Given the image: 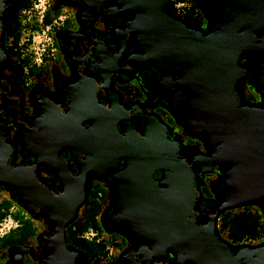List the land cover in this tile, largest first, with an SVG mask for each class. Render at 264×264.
Here are the masks:
<instances>
[{
	"label": "flooded vegetation",
	"instance_id": "af4514ba",
	"mask_svg": "<svg viewBox=\"0 0 264 264\" xmlns=\"http://www.w3.org/2000/svg\"><path fill=\"white\" fill-rule=\"evenodd\" d=\"M164 1L167 16L177 20L188 30L201 35L207 33L211 13L206 20V14L200 10V23L192 24L186 22L176 11L169 9L166 0ZM189 1L193 3L192 0ZM115 2L117 0L54 1V7L60 8V12H64L67 19H73L74 23L70 27L62 26L52 32V40L55 43L52 54H56L58 60L56 64H52L46 58L42 60L38 68L42 66L48 68L44 76L37 71L36 66L28 64L24 67L13 59L6 50L7 39L3 40L6 55L0 59V154L5 158L8 169H22L34 180L35 184L31 187L43 194L47 193L50 197L61 192L62 185L57 178L59 176L75 179L77 191L80 192L81 198L83 197L81 205L86 200L89 190L93 186L99 187L105 198L102 214L98 218L99 225L104 233L118 234L122 237V249L114 258L97 262V258L90 254L68 247L63 233L62 244H57L58 252L54 255L51 247L58 234L54 232L53 226L43 219V211L38 209L35 213H30L22 204L16 202L13 191L0 183V191L40 226L34 240H29L27 245L1 250L0 264H179L175 262L174 252L169 250H166L161 259H154L148 252V246L139 242L127 224L115 217V209L138 205L132 201L135 197L127 198L126 191H121V202H118L115 196L117 186L123 190L126 184L127 177L124 172L128 166L127 162L114 153L112 156V151L115 150H110L111 154L106 156L107 163L102 164V167H99L101 164L98 165L100 160H96L101 157L100 153L106 154L107 145L120 141L119 136L124 127L135 136H140L143 122L147 126L155 125L162 129L166 140L176 144L177 159L182 160L191 171V186L198 193L192 207L196 214L193 219L194 225L200 227L214 214H218L217 207L221 195L215 192V186L221 182L223 170L218 165L217 168H212V172L220 173L215 183L216 173L202 174L197 165L191 164L192 161L205 158L211 151L205 137L192 133L186 122L175 115L176 111L180 113L179 108L183 105L185 95L176 90L172 82L160 90L157 89L160 75L150 61H146L144 65L139 63L140 67L131 65V69L127 71L128 58L136 62L141 52L134 45L133 37L128 34L121 37L119 34L131 21V16L125 12L116 13ZM67 9L71 12H67ZM103 56L108 59V64L100 61ZM109 64L110 66L113 64V69L120 74H114L112 69L105 72L104 67ZM239 66L245 69L244 80L240 85L234 86L240 105L258 107L264 98V90L253 86L255 63L252 58L247 59L244 56L240 58ZM96 68L105 73V76L97 74ZM29 69L32 70L33 76L28 78ZM169 79L174 81L176 76L170 73ZM82 87L84 91L79 93L78 90ZM246 89L250 94L247 98L244 96ZM91 109L104 112L112 109L115 112L117 121L113 122V125L111 122L109 126L110 128L113 126V134L117 137L110 138V132L105 134L100 132L103 135L100 137L99 131L103 126L98 119V122L89 129L90 114L94 113ZM41 122H44L43 128L39 126L40 134L35 136L34 140L33 136L37 133L35 125ZM52 127L56 136L54 142L59 140L62 142L61 139L65 142L59 143L54 157L49 159L41 157L42 163L40 160L35 161L38 156L35 157L36 154L31 152L37 153L36 146L49 141L47 135L51 133ZM70 142L74 145L71 147L75 148L69 151L62 144L69 147ZM96 145H100L96 155L84 150L85 146ZM94 163L98 166L92 169L93 166L90 164ZM159 179L160 172L155 170L151 175V182ZM208 186L209 190L203 194L201 189ZM158 188L160 186L156 185V189ZM212 190L218 201H215ZM217 221L216 218L214 227L216 234ZM14 223L13 228L19 225L15 221ZM217 237L219 238L218 235ZM80 239L92 242L95 236L82 234ZM139 250L141 255L137 254ZM146 253L149 256H146ZM180 264L191 263L184 261Z\"/></svg>",
	"mask_w": 264,
	"mask_h": 264
},
{
	"label": "water",
	"instance_id": "95a60500",
	"mask_svg": "<svg viewBox=\"0 0 264 264\" xmlns=\"http://www.w3.org/2000/svg\"><path fill=\"white\" fill-rule=\"evenodd\" d=\"M12 1L0 0V13ZM192 1L200 6V10L203 5L207 6L216 29L213 25L204 35L188 30L166 15L164 0H117L122 7L132 10L133 17L127 29L142 43L141 47L147 54H153L155 48L169 53L173 47L178 56L170 61V65H175L178 71L179 80L176 82L180 88L176 90H183L187 95L184 105L179 108L180 116L189 122L193 131H206L212 142L211 156L200 163V173L212 175L217 172H212L213 167H223L217 213L249 204L264 210V98L258 107L241 106L234 91V86L244 80L245 69L239 66V60L244 56L247 59L251 57L255 63L253 86L264 90V0ZM178 34L184 37V43ZM3 40L0 25V59L6 55ZM178 43L185 45V52L188 50L184 58L175 47ZM156 60L161 64L158 65L160 69L167 64L161 57H156ZM169 74L166 72L165 76ZM148 127L159 131L155 143L152 142L157 149L150 150V138L145 137L143 142L137 143L138 147L142 143V150L132 152V166L125 170L135 173L131 176L138 179L132 200L138 205L115 209L120 214L117 218L123 217L132 234L148 246L149 254L157 260L169 250L174 252L175 262L179 264L183 259L191 264H264V244L233 248L217 237L214 230L216 214L204 225H194L196 214L192 211L191 196L196 200L198 193L191 186V171L183 161L179 163L176 144L166 140L162 129L155 125ZM111 129L113 133L114 129ZM131 143V140H126L120 148L126 149ZM62 145L70 151L66 144ZM57 147L49 150L51 158L55 156ZM38 148L43 152L42 145L36 146L37 153ZM31 153L38 156L34 151ZM115 155L119 156L118 153ZM1 157L0 154V183L13 191L16 202L30 213L42 208L43 219L50 224L52 215L47 209V198L51 197L44 191L45 195L38 191L37 198L30 190L35 184L32 177L22 169H8L5 158L2 160ZM40 158L36 157L35 161ZM155 170L160 172V179L151 182ZM144 179L151 189L146 187ZM156 185L160 188L156 189ZM55 196L52 198L56 199ZM80 198L81 194L67 207L63 218L53 222L57 225L53 226L58 234L57 244H62L64 227L73 220L81 206L83 197ZM136 214L138 220H135Z\"/></svg>",
	"mask_w": 264,
	"mask_h": 264
},
{
	"label": "bare ground",
	"instance_id": "6f19581e",
	"mask_svg": "<svg viewBox=\"0 0 264 264\" xmlns=\"http://www.w3.org/2000/svg\"><path fill=\"white\" fill-rule=\"evenodd\" d=\"M91 4V3H90ZM115 12L116 13H121V12H125V13H127V14H129L130 16H131V19H132V17H133V14H132V10L131 9H128V8H126L125 6L124 7H122L121 5H120V3L119 2H115ZM92 6H94V4H91ZM205 10H207V11H209L208 10V8H207V6H205L204 7V5L202 6ZM122 8H124V9H122ZM213 25H214V22H213V19H212V16H210V18H209V31L207 30V32L209 33L210 32V30L213 28ZM127 24H126V26L124 27V29H123V31H121V33H119L120 35H121V37L123 36V35H125V34H128V36H131V37H133V40H134V45L140 50V52H141V55L139 56V59H138V61H136V62H134V59H132V60H130L129 58H128V60H127V67H126V69H127V71L129 70V69H131V65H134L135 64V66L137 65V66H139V63L141 64V65H144L145 64V62L146 61H150L151 62V65L158 71V73H159V75H160V79H159V81H158V84L156 85V86H158L157 87V89H162V87L165 85V86H167V85H169L171 82H172V84L175 86V88H180V87H177V80H179V76H178V74H177V72L178 71H176V69H175V65H170V61L172 60V59H174V58H178V56H176V52H174L173 51V47H172V52H169V53H166L165 51H163V50H157L156 48L154 49V52H153V54H147V52L145 51V49H143L142 47H143V45H142V43L140 42H138L137 41V39H136V37H135V35L133 34V33H130V29H127ZM213 29H216L215 28V25H214V28ZM179 35V34H178ZM116 37H117V35H116ZM117 38H119V37H117ZM184 39V37H182V36H180L179 35V40L180 41H182ZM184 41L185 40H183V43H184ZM182 43H178L177 44V46H175L176 48H177V51H178V53L180 54V55H183V58H184V53H187V51L188 50H186V52L183 50L184 49V44L182 45ZM142 46V47H141ZM161 52V53H160ZM105 56H103L102 57V59L100 60V61H104V62H106V64H108L109 62L107 61L108 59L106 58H104ZM156 57H161V58H163V59H165L166 61H167V64L166 65H162V69H160L159 68V66H161V64L159 65L158 63H156ZM249 58H251V57H249ZM159 61H160V59H159ZM173 62V61H172ZM113 65V64H112ZM112 65L110 66V64L109 65H106L104 68H105V72H107L109 69L111 70H113V73L114 74H117V75H119L120 73H119V71H117V70H114L113 69V67H112ZM159 65V66H158ZM140 67V66H139ZM97 69V68H96ZM167 69L168 70H170V71H167ZM96 71H98V73L97 74H101V76L103 77V76H105V73H103V72H101L99 69H97ZM166 72H170V73H172V74H174L175 76H176V79L174 80V81H172L171 79H169V76H165L166 75ZM235 83H237V80H236V82ZM253 85H254V83H253ZM83 89V87L81 88V89H79L78 90V92L79 93H81L80 91H84V89ZM181 90V89H180ZM181 92L184 94V95H186V93L183 91V90H181ZM81 97V96H80ZM186 97H187V95H186ZM76 104H78L77 102H75ZM183 105H184V102H183ZM71 110H75V111H78L79 109H71ZM91 110H93V112L94 113H91L90 114V118H89V120H91V123H90V127H89V129H91L92 128V126L94 125V123L96 124L97 122H98V120H101V126H103L102 127V130H100L99 131V134H100V137L101 136H103L100 132H103L104 134H105V132H107V133H109L110 132V138H114V136L115 137H117V135H115V134H113L112 133V129L110 128V124H111V122H112V124L111 125H113V122H115V121H117V118L115 117V112L111 109H109V110H107V111H99L98 109V111L97 110H94V109H91ZM182 109H180V111H181ZM175 115L178 117V118H180V119H182L184 122H186V124L188 125V127L190 128V130L195 134V135H203L204 137H205V139H206V142H207V145L210 147V154L208 155V156H205V158H209L210 156H211V153H212V150H211V146H212V142H211V139H210V137H209V135H208V133L206 132V131H204L203 129H201L199 132H196V131H193L192 130V128H191V126L189 125V122L183 117V116H180V113H178V111H176L175 112ZM89 116V115H88ZM113 118V119H112ZM84 120H85V118H83ZM98 119V120H97ZM119 120H121V119H119ZM118 120V121H119ZM143 124H144V126H143V131H142V133L140 134V136H138L139 138L137 139V135L136 136H134V134L130 131V130H128L127 128H123V130H122V132H121V135L119 136V139H120V141H125L126 142V140H131L132 141V143H131V146H129L128 148H126L125 149V147H122V148H120V146H122V145H124V143H120V141L118 142V141H116L115 143H113V144H111V145H107L106 146V148H107V151H106V154H103V153H100L101 154V157H99L98 159H96V160H100L99 161V163H98V165L99 164H101L99 167H102L103 165L102 164H104V163H107V157L106 156H109L110 154H111V151L110 150H115V151H112V156H113V153L114 154H116V153H118L119 154V156H117V157H121V158H123L124 157V159L127 161V165H128V167H131L132 166V161H133V159H132V157H131V154H132V152H135V151H137V149H139V150H142V143L140 144L141 146L140 147H138L139 145L137 144L138 142H143L144 141V138L145 137H149L150 139L148 140V141H150V144H149V146H148V148L151 150H153L154 148H156L157 149V147H155V146H153V144L155 143V141H156V137L157 136H159V131L158 130H155V129H153L152 127L151 128H149L144 122H143ZM44 125V122L42 123H38V125H35V129H36V131H37V133L36 134H34V140H35V136H37V135H39L40 134V131L41 130H39V126H43ZM54 127V126H53ZM53 127L50 129L51 130V133H48V138L47 139H49V141H44L43 143H42V147L44 148L43 149V152H41L40 150H39V148L37 149V150H39V154H38V156L39 157H42V158H44V157H47L48 159L49 158H51V155H50V153H49V150L50 149H52V148H54L55 146H59L60 144L59 143H64L65 142V140L63 141V139H61V141L62 142H59V141H57L56 143L54 142V139H56V136H55V129H53ZM43 128V127H42ZM112 128H113V126H112ZM88 129V130H89ZM110 129H111V131H110ZM49 130V131H50ZM91 133V132H90ZM58 133H56V135H57ZM161 134V133H160ZM95 135L96 136H98L96 133H95ZM32 136V135H31ZM58 136V135H57ZM60 136V135H59ZM43 137L45 138V135L43 134ZM133 138V139H132ZM158 138V137H157ZM51 139V140H50ZM115 139H117V138H115ZM36 142V141H35ZM152 142H154V143H152ZM38 144V143H37ZM71 146H74L73 145V143L72 142H70V146L69 147H71ZM157 146V145H156ZM98 147H100V145H96V146H85L84 147V150H87V151H89L90 152V154H93V155H96L95 153H97V149H98ZM172 147V146H171ZM71 148H75V147H71ZM70 148V149H71ZM120 148V149H119ZM117 150H119V152H117ZM41 152V153H40ZM41 155V156H40ZM44 155V156H43ZM111 156V157H112ZM115 156V155H114ZM136 156V155H135ZM106 157V158H105ZM205 158H203V160H201V161H192L191 162V164L192 165H197L198 167H199V171L201 170V168H202V165L200 164L202 161H204V159ZM196 160V159H195ZM179 161V163H183L182 162V160H178ZM196 162H198V163H196ZM40 163H42L41 162V160H40ZM91 166H93L92 167V169L93 168H96L98 165H96L95 163L94 164H90ZM105 165V164H104ZM203 166H204V163H203ZM221 169L223 168V167H221L220 165H218ZM56 169H57V167H56ZM58 170V169H57ZM129 172H125L124 173V175L127 177L126 178V184L124 185V189L122 190V188H120L119 187V185L117 186V188H116V192H115V196H116V199H117V201L118 202H121V191H126L125 193L127 194L126 196H127V198H129L130 199V197L131 196H133V197H135V192H136V188H137V182H138V179H134V176H135V173H129ZM123 175V174H122ZM131 175H134V176H131ZM58 178V180H59V183L61 182V185H62V187H61V192L59 193L60 195L59 196H55L56 197V199H53L52 197L51 198H47V202H48V207H47V209L48 210H50V215H52L51 216V218H52V220H50L49 222H50V224H51V226H54L56 223H53L54 221H60L61 220V218H63V215H64V213H66L67 212V207H70L71 206V202H73L74 200L76 201V200H78V198H79V196H80V192L79 191H77V188H76V186H75V179H65V178H61V176H59V177H57ZM61 178V179H60ZM136 178V177H135ZM222 179V178H221ZM145 180V182H147V180L146 179H144ZM222 183H223V180L219 183V184H217L216 186H215V192H217V193H220L221 192V190L220 189H218V187L219 186H222ZM146 187H148L149 189H151L150 188V186H149V183L147 182L146 183ZM30 190L35 194V196L37 197L38 196V194H37V192H38V190L36 189V188H30ZM78 192H79V194H78ZM39 197V196H38ZM37 197V198H38ZM76 198V199H75ZM38 200V199H37ZM191 200H192V203L193 204H195V197H193V196H191ZM39 201V200H38ZM74 201V202H75ZM219 205V204H218ZM45 206H47V205H45ZM148 207H150V206H148ZM124 209H128V208H124ZM41 210H42V208H41ZM43 211V210H42ZM114 214H115V217L117 218L120 214H118L117 212H116V210H115V212H114ZM48 217V216H47ZM123 218V217H122ZM122 218H117L119 221H122V222H124V223H126V221L124 220V219H122ZM131 218L132 219H134L133 218V215H131ZM128 220H129V218H127ZM139 219V217L137 216V214L135 215V220H138ZM54 227H57V225H55ZM53 227V228H54ZM204 233V232H203ZM134 237H135V235L134 234H132ZM57 241V240H56ZM55 241V243H53L54 245L51 247V250H52V252L54 253V255L58 252L57 250H58V246H57V242ZM148 252H150V251H148ZM137 254H139V255H141V253H140V250L137 252ZM149 256V254H146V256ZM150 255H152V254H150ZM145 256V257H146ZM56 261H58V259L56 260ZM184 261H187V260H185V259H183V262ZM60 262H62V261H60ZM187 262H189V261H187Z\"/></svg>",
	"mask_w": 264,
	"mask_h": 264
},
{
	"label": "rangeland",
	"instance_id": "374dc122",
	"mask_svg": "<svg viewBox=\"0 0 264 264\" xmlns=\"http://www.w3.org/2000/svg\"><path fill=\"white\" fill-rule=\"evenodd\" d=\"M54 1L55 0H48L46 5L47 10L50 9ZM25 2L26 0H18L11 6L10 10L18 7L21 8L22 6H24ZM184 6L185 9L183 12L184 15L182 16L183 19L186 20V22L192 24H199L201 21V13H199L197 7L188 0H186ZM67 10V12H71L69 9ZM201 11L206 14L207 20L211 12L204 11L203 7L201 8ZM61 15H63V12H61ZM49 20L51 21V18H49ZM73 23V19H67L63 24V28L70 27L73 25ZM52 42L53 40L51 38L49 41L50 47H52ZM53 45L55 48V43H53ZM57 60L58 57L53 53L50 57V61L52 62V64H56ZM47 69L48 68L42 66L38 68L37 71L41 72L42 76H44L47 74ZM28 76L31 77L33 76V74H28L27 77ZM249 95L250 94L246 89L244 92V96H246L247 98ZM218 175H220V173L215 174V176H217V180L215 181V183L219 179ZM201 190L202 193L205 194L207 190H209V186L208 188L203 187ZM213 196L215 198V201H218V197L215 194ZM104 199L105 198L102 190H100L99 187L97 188L93 186L89 190L86 200H84L83 204L76 210L73 220L70 223H67L64 227V238L66 239V245L70 248L73 247L81 252L90 254L93 257H97V262H104L106 260L108 261L114 258L116 253H118V251H120L123 246V239L122 237H120V235L106 234L99 225L98 218L102 214ZM254 205L255 204H249L240 207L239 211L242 212L234 219V224L235 221L242 219L243 217H246V221L248 222L244 230L242 229V227L238 230H233L232 228L231 235L235 234L232 238H234L235 241H241L240 244H248L250 241L258 237L263 238L259 239L260 241L264 240V236L261 235L264 228V216L260 215L258 217L259 219H257L254 213L256 212L259 214V212L261 213V211L258 210L259 208L256 205ZM17 207L19 206H16L6 194L0 191V221L6 217L12 216L11 218L14 219L21 228H19L18 231L15 232L16 235H11V238L13 236L18 237L19 234L23 236V238L18 240L17 242L15 241L13 242V244L5 245V248L3 250H7L11 247L21 248L22 246L27 245L29 240H34L36 232L40 229L37 221L30 219L20 207L19 209ZM226 212H229L230 214L231 210H227ZM243 213H246V215L244 216ZM254 220H256V222L258 223L257 226H254ZM10 229H12V227ZM82 234H84V236L89 235L90 237L95 236V239L92 242L85 239L87 241L81 243V241L77 240V237H80ZM221 236H223L222 233ZM223 238L225 239L224 236ZM232 238L230 237V239ZM256 243L257 242H250V245H255Z\"/></svg>",
	"mask_w": 264,
	"mask_h": 264
},
{
	"label": "trees",
	"instance_id": "16d2710c",
	"mask_svg": "<svg viewBox=\"0 0 264 264\" xmlns=\"http://www.w3.org/2000/svg\"><path fill=\"white\" fill-rule=\"evenodd\" d=\"M17 1L18 0H13L10 4L5 6L0 13V25H1L2 32H3V38H4V41H6L7 39V43H8L6 50L8 54L13 59L18 61L20 65L24 67L25 65H28V64H31L32 66H36L31 62V58L28 54H22V51L25 49V47L27 46L29 42L27 41L24 44L19 45V40H20L21 32L23 29H27L30 32H32V31H35L37 28L36 24L33 22L26 23V24H22L21 22L22 19L24 18L23 17L24 15L22 14L25 11L30 9L33 0H26L24 6H22L21 8L18 7V8L10 10L11 6ZM185 3H186V0H166V4L168 8L176 11L181 16L184 15L183 12L185 9V6H184ZM192 4L197 7L198 11H200V6L196 5L195 3H192ZM60 14H61L60 8H58L57 6L54 7V2L51 5L49 10L45 8V11L42 17V24L50 25V39L52 38V32H54L56 28L62 27L64 22L67 20V17L65 16L64 19L61 20V22H57L56 18ZM49 18H51V21L49 20ZM52 20H53V23H52ZM49 48L54 49L53 42H52V47H48L45 53L47 55L46 59L48 60H50V57L52 56V54H49ZM38 67L39 65L36 66V68ZM28 74H32V70L29 69ZM240 207L242 206L232 208V209H226L217 214L216 216V218L218 219L217 235L223 241L224 244L228 245L229 247H233V248L242 247V246L257 247V246L264 244V240L263 241L259 240L263 238H259V237L250 241V242H257L255 245H250V242L248 244H240L241 241H235L234 238H232L235 235V234L231 235L232 228L233 230H238L239 228L242 227V229L244 230V228L248 224V222L246 221V217H243L242 219L235 221V224H234V219L236 218V216H238L242 212V211H239ZM257 207L259 208L258 210H260L261 213L258 211L259 214L255 212L254 215H256L257 219H259L258 217L260 215L264 216V210L260 206H257ZM227 210H231L230 214L229 212H226ZM243 215L245 216L246 213H243ZM9 217L11 218L12 216H9ZM12 220L15 221L14 219ZM257 225L258 223L256 222V220H254V226H257ZM19 228L21 227L18 225L15 228L9 229L6 233H4L0 237V251L5 248L4 247L5 245L13 244V242L15 241L17 242L18 240L23 238L21 234H19L18 237L13 236L11 238V235H16L15 232H17ZM221 233L225 237V239L223 238V236H221ZM261 235L264 236V228L262 230ZM230 237L232 239H230ZM77 240L81 241V243L86 241L85 239H80V237H77Z\"/></svg>",
	"mask_w": 264,
	"mask_h": 264
},
{
	"label": "built area",
	"instance_id": "2783aa9c",
	"mask_svg": "<svg viewBox=\"0 0 264 264\" xmlns=\"http://www.w3.org/2000/svg\"><path fill=\"white\" fill-rule=\"evenodd\" d=\"M48 0H33L32 5L29 10L25 11L22 19V24L35 23L36 30L30 32L27 29H23L21 32V37L19 40V45L29 42L22 54H28L31 58V62L38 66L42 62L43 58H46V50L49 46L50 41V25L42 24V17L45 11ZM65 14L58 15L56 18L57 22H61L64 19ZM36 39V41H35ZM53 49L49 48V54H52ZM15 223H13L10 217H6L0 221V237L6 233L11 227L13 228Z\"/></svg>",
	"mask_w": 264,
	"mask_h": 264
}]
</instances>
